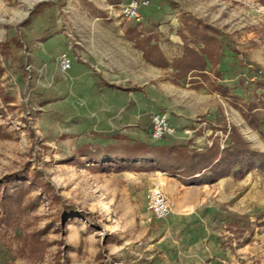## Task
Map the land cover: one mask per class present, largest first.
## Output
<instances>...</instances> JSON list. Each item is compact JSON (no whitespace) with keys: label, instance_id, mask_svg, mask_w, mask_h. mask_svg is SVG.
<instances>
[{"label":"rangeland","instance_id":"rangeland-1","mask_svg":"<svg viewBox=\"0 0 264 264\" xmlns=\"http://www.w3.org/2000/svg\"><path fill=\"white\" fill-rule=\"evenodd\" d=\"M47 1L56 2L0 0V181L24 180L0 188V264H264V163L241 179L186 186L82 157L143 140L156 114L189 150L230 146L235 127L264 153L231 97L249 74L264 77V0H147L139 20L122 15L127 0H63L50 10L57 33L24 49L52 23L45 13L32 31L23 25ZM192 58L205 60L203 76L182 72ZM101 80L140 90L96 92ZM220 84L229 97L213 89ZM157 186L171 207L165 220L147 208Z\"/></svg>","mask_w":264,"mask_h":264},{"label":"trees","instance_id":"trees-1","mask_svg":"<svg viewBox=\"0 0 264 264\" xmlns=\"http://www.w3.org/2000/svg\"><path fill=\"white\" fill-rule=\"evenodd\" d=\"M63 5V0H56V2L47 1L36 5L32 13H30V17L23 22L27 30L32 31L30 26L33 24L34 19L45 13H48V20L52 19V23L39 30V40L34 38L33 40L25 41L22 45L24 49H35L37 42L47 40L57 33L58 22L56 21V14L53 15L54 12L51 13L50 10L56 9L59 12ZM202 30L207 31V29L203 28ZM211 59L208 58L210 62L212 61ZM168 66V62L165 61V64L161 67ZM182 66L184 74L198 71L203 76L206 62L203 58H192L190 62H186ZM244 83L247 86H244ZM241 86L243 94L231 97L233 101L240 103V112L245 123L250 128L259 131L260 136L264 140V130H262V128L264 129V77L261 76L260 72L255 71L249 74L246 82H241ZM103 88L122 90L127 93L140 90L138 87L123 88L104 80L95 83L96 92H100ZM213 89L225 97L230 96L226 86L223 84L213 85ZM30 97L31 101L35 100L41 106L50 103L49 98L44 94H31ZM230 131L232 143L230 146L221 148L219 144L212 143L210 147L204 150L195 151L188 149V142L173 138L169 139V136L161 141L152 142L151 121L150 125L145 124L144 126L143 140L108 145L96 151L85 150L82 157L95 159L99 166L107 167V169L146 168L178 177L186 186L212 185L227 177L241 179L253 167H260L264 163V153L252 150L235 127H231ZM169 140L171 143H168ZM6 179V182L0 181V188L24 181L22 176L17 178L16 176L14 178L8 177ZM63 209L65 212L73 210L71 207ZM233 217L230 220L231 224L236 226V229H241L238 227V218L236 216Z\"/></svg>","mask_w":264,"mask_h":264},{"label":"built area","instance_id":"built-area-1","mask_svg":"<svg viewBox=\"0 0 264 264\" xmlns=\"http://www.w3.org/2000/svg\"><path fill=\"white\" fill-rule=\"evenodd\" d=\"M148 5L147 0H127L122 3L121 13L128 20H139V10ZM71 59L67 54H62L58 60L60 72L66 73L71 69ZM151 139L154 142L161 141L167 136H173L174 130L168 123L165 114H156L152 116ZM147 208L157 220H165L171 213L170 203L160 187L152 188L147 196Z\"/></svg>","mask_w":264,"mask_h":264},{"label":"crops","instance_id":"crops-1","mask_svg":"<svg viewBox=\"0 0 264 264\" xmlns=\"http://www.w3.org/2000/svg\"><path fill=\"white\" fill-rule=\"evenodd\" d=\"M175 180H176V179H175ZM175 180H174V181H175ZM166 183H167V181H166V179H164V180H163V184H166ZM177 183H179V185H181V183H180L179 181H178ZM173 185L176 186L175 184H173ZM205 186H206V185H205ZM176 187H177V186H176ZM181 187H183V188H187V187H184V186H182V185H181ZM166 192H167L168 194L170 193L169 190H166Z\"/></svg>","mask_w":264,"mask_h":264}]
</instances>
